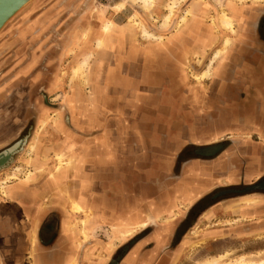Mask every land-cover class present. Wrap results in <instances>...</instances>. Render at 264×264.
Listing matches in <instances>:
<instances>
[{
	"label": "rangeland",
	"instance_id": "rangeland-1",
	"mask_svg": "<svg viewBox=\"0 0 264 264\" xmlns=\"http://www.w3.org/2000/svg\"><path fill=\"white\" fill-rule=\"evenodd\" d=\"M173 1L176 6V0H152L145 8L136 0H32L0 30V151L26 140L12 163L0 170V197L6 185L45 183L46 198L55 200L45 211L53 215L49 222H36L32 242L42 249L68 251L61 254L60 264H121L127 255L132 256L127 264H235L242 260L264 264V197L234 202L235 210L251 214L222 211L220 219L197 226L201 210L224 195L214 193L193 205L179 198L183 166L211 157L227 144L192 146L190 140L211 122L206 118L197 130L192 108L209 99L212 70L219 58L212 61L214 53L226 38L231 45L223 54L234 47L238 29L233 21L235 33H230L217 20L222 9L231 16V0H185L174 6L167 25V8ZM198 1L204 46L198 53L189 46L183 51L187 52L184 60L172 63L169 72L167 35L178 33L191 20L193 14L179 22ZM232 2L237 7L254 5ZM255 5H264V0ZM99 38L104 40L101 45ZM171 51L174 57L176 49ZM209 66V77L197 79ZM22 67L29 70L23 73ZM84 122L97 125L92 130L95 134L100 124L119 128L118 140L112 143L117 156L109 158L114 165L106 173L95 162L99 155L86 157L90 161L85 165L83 157H75L73 163L58 153V144L82 132L79 125ZM8 131L11 136L5 137ZM131 185L132 193L125 189ZM102 194L109 204L108 220L99 215ZM85 195L94 198L91 209L69 207L73 198L82 202ZM134 196H139L140 222L113 220L110 212L116 197L125 205ZM171 201L174 207L167 211ZM212 228L232 233L212 241L204 234ZM188 230L187 242L174 252ZM171 233L168 242L164 235ZM152 246L156 252L148 251Z\"/></svg>",
	"mask_w": 264,
	"mask_h": 264
},
{
	"label": "crops",
	"instance_id": "crops-1",
	"mask_svg": "<svg viewBox=\"0 0 264 264\" xmlns=\"http://www.w3.org/2000/svg\"><path fill=\"white\" fill-rule=\"evenodd\" d=\"M176 1L177 5L175 8L185 0ZM199 1L197 2L198 4H191L184 12V15L187 13L186 18L188 15L193 14L191 20L184 26L179 24L181 27L178 33L167 35V42L171 45L169 52H167V71L169 72L173 71L171 67L172 63L184 60L183 57L187 52L184 53L183 51H187L189 46L192 45V48H195L197 53L199 48L204 46L206 34L204 33V25L199 19L201 15L200 11L202 12L199 7ZM219 1L221 0H215V2ZM232 1H235L239 5L252 1L255 5L262 0H247L243 3L231 0L230 3L232 4H230L228 10L231 16L223 9L220 12V14L224 12L227 16L233 18L238 29V36L234 47H231L226 54L220 56L217 59L218 63L216 67H213L211 88L208 94L210 96L209 99H205L207 100L205 105L199 103L195 108H192L196 128L202 127L204 124L203 120L206 118L211 119V122L206 123L204 125L205 128L202 127L200 129L201 134L194 136V140L191 139L190 142L195 148H202L209 146V144H221V142H227V144L223 145L211 157L206 159L197 158V160L183 166L180 173L178 190L181 202H187L192 205L214 193H217V197L219 195L224 196L216 199L206 208H203L197 216L196 226L200 222L204 223L220 219L219 215L222 211H233L239 214V216L251 214V211H247L246 209L235 210L234 202L244 203V199H256L251 198L252 196L264 197V194L260 191L239 192V188L241 190L249 189L253 185L264 181V72L262 71L264 69V56L261 51L264 45L262 26L264 5H259L258 7L256 5L237 7ZM220 14L217 16L219 24ZM168 23L169 21L167 25ZM173 49H176L174 57L171 54V50ZM27 68L24 69L22 67L21 72L24 73V70H29ZM81 80H86L85 74L81 77ZM185 118H187L186 115L182 117L183 123L187 124ZM96 126V124L91 122H84L82 125H79L82 132L68 135V138L64 139L65 143L59 142L61 144L57 146L59 149L58 153L66 156L73 163L76 162L74 160L75 157L93 159V157L99 155L100 159L94 161L100 164L101 168H105L106 173L114 165L109 161V158L117 156L118 151L116 149L113 150L114 146L112 143L118 140L119 128L116 124L114 128L108 124H100L99 131L95 134L92 133V130ZM228 133H232L230 138L227 137ZM9 136H11L10 131L6 132L5 137ZM208 139H211L212 143H205L208 142ZM18 143H20V140L13 143V149ZM9 150L12 153L11 148ZM9 150H5L0 154V167L9 162L11 157ZM89 159L84 162L85 165L89 163ZM115 164V168H119V165ZM84 171H86V167ZM196 178L198 179L193 185L192 180ZM44 185L45 183L41 186L33 187L27 181H21L6 185L5 190L2 189L4 195L0 197V264H60L62 262L61 254L64 255L68 252L42 249L38 245L34 246L32 242L36 222L44 220L49 222V216L53 215L49 210L45 211L46 207L48 208L49 204L52 205L55 200L51 197L46 198L43 191ZM125 189L130 191V193L134 190L132 185L131 189L130 186ZM116 192H118V189ZM218 192L220 193L218 194ZM46 199L48 200L47 204L44 203ZM104 200H106L104 199V195H100L98 202L99 215L102 219L108 220L109 215L106 206H109V204ZM118 200L116 197L113 212H110L113 220L116 218L117 221L127 220L139 223V196L128 198V203L125 205L121 204ZM93 201L94 198L85 195L82 202L77 198H73L69 207L72 204H77L84 210V208H89V206L92 207ZM152 204L154 207H157L155 202L150 201L149 205ZM172 207H174V202L172 201L167 203V208L165 206L167 211H170ZM256 208L257 210H261L257 205ZM54 216L56 217L57 214H54ZM188 231L179 240L174 252L187 242L190 230ZM230 233L232 231H221L212 228L204 234L207 238L214 241L218 235H221L218 239L229 238L231 236L229 235ZM56 236H58L57 243L59 240L58 233ZM151 236L150 234L148 237ZM165 236H167V240L169 239L168 242H170L172 233ZM34 242L37 243V241ZM148 251L156 252V247L152 246ZM127 256L121 264H127L128 261H132V256Z\"/></svg>",
	"mask_w": 264,
	"mask_h": 264
},
{
	"label": "bare ground",
	"instance_id": "bare-ground-1",
	"mask_svg": "<svg viewBox=\"0 0 264 264\" xmlns=\"http://www.w3.org/2000/svg\"><path fill=\"white\" fill-rule=\"evenodd\" d=\"M136 1H138L140 4H142L145 8H149L150 6H151V3H152V0H136ZM201 1V0H200ZM238 2H245V1H247V0H237ZM174 6H175V3H174V1L173 2H171V4L168 6V8H167V11H168V13H167V19H166V22H168L169 21V19H170V17H171V15H173V12H174ZM22 9V8H21ZM19 12V11H18ZM187 15V13L180 19V22H182L184 19H185V16ZM166 18V17H165ZM6 24V23H5ZM220 24H221V26L224 28V29H226L227 31L229 30L230 31V33H235V30H234V27H233V19L231 18V17H229V16H227L224 12H222L221 14H220ZM163 25V24H162ZM165 25V24H164ZM137 26V25H136ZM4 27V26H3ZM2 27V28H3ZM163 27V26H162ZM1 28V29H2ZM109 28V26L107 25H105V27H104V30H107ZM145 35L147 36V37H151V35L150 34H148L147 32H145ZM154 38V37H153ZM99 42H98V44L99 45H101L102 43V40L101 39H99L98 40ZM230 43H231V40H230V38H226L225 40H224V42H223V46L220 48V49H218L217 51H216V53H214L215 55H214V57H213V59H212V61L214 60V59H216V58H218V57H220V56H222L223 55V52H225L226 50H227V47H229L230 46ZM100 47V46H99ZM85 60L86 59H83V62H85ZM212 61L210 62V63H212ZM87 62V61H86ZM82 63V62H81ZM80 65V64H79ZM86 65V64H85ZM84 65V66H85ZM81 67V66H80ZM80 67H78V68H80ZM77 68V69H78ZM81 69V68H80ZM79 70V69H78ZM75 72V71H74ZM209 74H210V66L208 67V70H206L202 75H201V77H198L197 79H201V78H206V77H209ZM26 179H30V174H28L27 176H26ZM247 200H249V202H253L252 200L253 199H244V201H247ZM258 201V200H257ZM255 202V201H254ZM246 203V202H245ZM81 207V206H80ZM77 204H72V209H74V210H77V209H80L81 210V208H80ZM146 224L145 223H142V226H145ZM125 229H128V228H126L125 227ZM129 231H131V230H128V231H126L127 233L129 232ZM130 234V233H129ZM123 238V237H122ZM109 248V247H108ZM75 264V263H74ZM207 264H211V263H207ZM228 264H234L233 262H229ZM235 264H256V263H253V262H245V261H240L239 263H235ZM257 264H263V263H257Z\"/></svg>",
	"mask_w": 264,
	"mask_h": 264
},
{
	"label": "water",
	"instance_id": "water-1",
	"mask_svg": "<svg viewBox=\"0 0 264 264\" xmlns=\"http://www.w3.org/2000/svg\"><path fill=\"white\" fill-rule=\"evenodd\" d=\"M32 0H0V30L1 28L5 25V23H7L21 8H23L25 5H27L29 2H31ZM25 139H21L20 140V145L19 146H15L17 147L15 149H13V144L3 150L0 151V154L3 153L5 150H9L11 148L12 153H11V157L8 163H6L5 165L0 167V170L7 168L13 161V157L15 154L21 152L23 150L22 145L25 144ZM10 155V154H9ZM242 191H261L264 193V181H261L255 185H253L251 188L249 189H245V190H240V192Z\"/></svg>",
	"mask_w": 264,
	"mask_h": 264
},
{
	"label": "flooded vegetation",
	"instance_id": "flooded-vegetation-1",
	"mask_svg": "<svg viewBox=\"0 0 264 264\" xmlns=\"http://www.w3.org/2000/svg\"><path fill=\"white\" fill-rule=\"evenodd\" d=\"M262 26H263V35H264V19H263V24H262ZM263 42H264V39H263ZM262 55L264 56V45L262 46ZM264 58V57H263ZM263 68H264V65H263ZM263 72H264V69L262 70ZM21 140V139H20ZM18 144H20V143H18ZM16 146V145H15ZM17 148V147H16ZM215 197H216V195H215ZM202 211V210H201ZM147 237V236H146ZM134 247V246H133Z\"/></svg>",
	"mask_w": 264,
	"mask_h": 264
}]
</instances>
